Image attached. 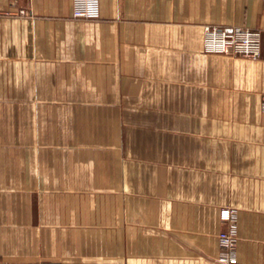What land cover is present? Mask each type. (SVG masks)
<instances>
[{"label": "crops", "instance_id": "crops-1", "mask_svg": "<svg viewBox=\"0 0 264 264\" xmlns=\"http://www.w3.org/2000/svg\"><path fill=\"white\" fill-rule=\"evenodd\" d=\"M98 6L0 0V264H218L222 206L264 264V0Z\"/></svg>", "mask_w": 264, "mask_h": 264}, {"label": "built area", "instance_id": "built-area-1", "mask_svg": "<svg viewBox=\"0 0 264 264\" xmlns=\"http://www.w3.org/2000/svg\"><path fill=\"white\" fill-rule=\"evenodd\" d=\"M23 13V9L18 10ZM99 14L98 0H72V15L92 18ZM261 49V31L245 26L229 28L213 24L203 26V50L206 52H234L251 58H257ZM219 216L225 221V227L217 233L219 247L218 264L237 262V209L234 206H222Z\"/></svg>", "mask_w": 264, "mask_h": 264}]
</instances>
